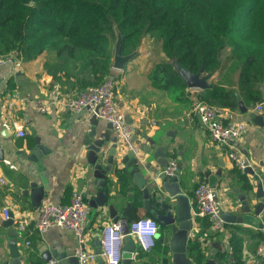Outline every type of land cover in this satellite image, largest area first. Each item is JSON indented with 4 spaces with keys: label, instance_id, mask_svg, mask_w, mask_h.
Here are the masks:
<instances>
[{
    "label": "crops",
    "instance_id": "0c3cea01",
    "mask_svg": "<svg viewBox=\"0 0 264 264\" xmlns=\"http://www.w3.org/2000/svg\"><path fill=\"white\" fill-rule=\"evenodd\" d=\"M161 55V58L164 57L162 51ZM138 58H133L134 63H131L128 70H113L117 79L118 105L134 128L133 139L139 149L137 155L143 159L144 164H150L149 169L143 165L141 171L160 185L159 174H162L172 160L177 161L180 166L177 171L180 185L189 196L194 218L188 245L192 239L198 238L209 245L208 256L214 242L220 244L218 251L230 252V237L237 232L243 238V257L246 264H264V258L257 253L259 244L264 242V212L258 216L263 222L262 227L226 222L225 230L213 239L200 234L199 222L194 214L197 208L194 188L201 182L207 183L201 177V173L206 171H210L209 178H213L218 170L222 171L217 182V193L223 213L240 215L245 203L252 209L255 208L258 203L257 181L247 174L252 189H242V183L234 172L236 165L229 152H237L253 167L264 172V166L259 165L264 152V126L258 124L259 116L264 117V114L256 111V105H246L237 90L238 74L235 73L234 89L247 109L242 111L238 100L237 108L220 107V112L225 122L244 121L247 129L230 145L219 144L211 138L193 110L200 94H206L207 91L187 87L180 95L181 91L172 89V84L165 86L155 82L152 77L153 65L149 69L148 60H137ZM63 67V62L59 61L53 49L45 50L35 59L23 60L20 69L8 64L0 66V175L6 178V183L0 185V264H8L12 260L8 249L10 237L3 225L9 216H5L4 208L9 210L16 229L21 219L27 221L26 230L20 232L17 238L23 264H31V255L44 263V255L47 253L76 249L77 240L70 230L50 227L40 232L36 229L39 206L32 205V183H46L49 190L46 191L44 199L49 198L55 203L69 202L74 190L80 189L84 192L91 208L88 242L94 252L105 225L115 221L110 205L115 207L122 222L130 223L144 216L153 217L145 209L140 190L133 191L130 188L134 185V179L130 175L132 167H126L121 162L115 164L107 174L108 201L104 206L98 205V200H102L99 192L101 188L98 187V178L93 175L88 164L87 150L83 144L84 134L91 126L93 114L90 110L75 111L61 104L52 105L46 111L35 107L38 98L47 97L53 90L62 93L75 90V77L67 78ZM218 75L219 72H215L209 78V83L216 81ZM262 89L264 90V84ZM99 122L101 128H104L109 121L99 118ZM18 131H25L26 134L21 136ZM148 138L153 139L154 144ZM34 149L41 155L39 160L31 158ZM165 162L169 163L163 165ZM132 194L134 198L131 197ZM91 202L98 206H92ZM129 202V215H123ZM165 236L163 242L167 244L168 253L163 260L153 249L139 256L137 248L132 264H162L165 261L173 264V253L169 249L171 235L168 233ZM27 240H30L29 244ZM52 260L59 264L56 259ZM91 264L100 262L96 257Z\"/></svg>",
    "mask_w": 264,
    "mask_h": 264
},
{
    "label": "trees",
    "instance_id": "16d2710c",
    "mask_svg": "<svg viewBox=\"0 0 264 264\" xmlns=\"http://www.w3.org/2000/svg\"><path fill=\"white\" fill-rule=\"evenodd\" d=\"M118 33L124 55L154 35L164 57L153 64L152 77L172 84L180 95L188 86L173 60L192 72L204 65L209 78L219 72L199 100L234 109L238 90L249 107L264 101V0H0V54L13 52L27 61L53 49L66 77H75V90L98 84L113 71ZM234 172L242 189L250 191L248 175L237 166ZM196 219L205 238L218 234L209 230L207 216ZM230 245V252L218 251L216 264L228 257L246 264L242 236L232 233ZM153 250L162 260L168 253L158 239ZM208 251L205 241L194 238L188 255L203 264ZM31 264L43 263L31 255Z\"/></svg>",
    "mask_w": 264,
    "mask_h": 264
},
{
    "label": "water",
    "instance_id": "95a60500",
    "mask_svg": "<svg viewBox=\"0 0 264 264\" xmlns=\"http://www.w3.org/2000/svg\"><path fill=\"white\" fill-rule=\"evenodd\" d=\"M122 35L118 33V38L115 44L114 58H113V69L123 70L125 66L132 60L139 52L136 49L130 54H122L121 52ZM175 69L179 72L184 82L189 88L207 89L211 86L209 83L208 75L203 74L204 65L198 72H192L189 68L182 67L176 60H173ZM239 100V105L242 111H246L247 107L243 101L240 100V95L236 94ZM90 128L84 134L83 144L87 150L88 164L90 165L93 175L98 178V187L101 188L100 198L98 200L100 206H104L108 201V194L106 191L108 172H110L115 164L121 162L126 167H132L130 175L134 179V185L131 186V190L139 189L142 193V199L145 209L150 213L165 231H159L157 238L161 241H165L168 233L171 235L169 242V249L173 253V264H196L193 259L188 255L189 252V232L194 226V218L192 215V206L189 200V196L183 192L182 186L178 174H159L161 177V184H157L152 181L151 177L141 171L143 165L149 169L150 164H144L143 159L130 148L123 146L117 136L113 134V127L111 122L104 128H101L99 117L95 114L91 117ZM259 125L264 126V117L259 116ZM150 143L154 144V140L148 138ZM152 152V149L149 150ZM121 155V157H119ZM37 149H34L31 158L39 160L41 157ZM169 162L162 163L163 165ZM259 165L264 166V152L262 160L259 161ZM180 168V166H178ZM245 174L251 175L257 181L256 199L258 203L255 208L252 209L248 203H245L242 208V214L233 215L230 213H223L222 216L226 222H232L236 224H242L253 227H262L263 222L258 217L264 212V172L256 167H253L249 161L246 162L243 169ZM210 171L201 173L202 180L206 181L208 185L215 191V199H218L217 187L218 178L221 177L222 171L218 170L213 178H209ZM31 201L34 207H38L46 191L49 190V186L46 183L31 184ZM26 193V192H25ZM134 198V195H131ZM245 197H243L244 199ZM92 206H98L94 203H90ZM131 202L128 203L127 209L123 211V215H129L127 212ZM111 215L115 221L120 219L113 205H110ZM124 233V246L122 251V263L121 264H132L134 253L138 246L135 239L128 234L129 222H122ZM3 225L7 228L8 235L10 237L8 243V249L11 255V261L8 264H23L22 255L18 245V236L20 232L14 226V220L11 215L3 222ZM161 229V228H160ZM229 244L227 248L229 249ZM220 244L214 242L210 250L208 259L203 264H216V256ZM97 260L100 264H106L102 256L101 239L99 240L95 249ZM56 259L59 264H80L79 259L76 256V249L72 251H60L56 250L53 253H47L44 255L45 262L52 259Z\"/></svg>",
    "mask_w": 264,
    "mask_h": 264
},
{
    "label": "built area",
    "instance_id": "2783aa9c",
    "mask_svg": "<svg viewBox=\"0 0 264 264\" xmlns=\"http://www.w3.org/2000/svg\"><path fill=\"white\" fill-rule=\"evenodd\" d=\"M10 65L16 69L23 66V60L15 53L0 54V66ZM16 96H18L16 94ZM61 104L75 111L88 109L99 118L111 122L113 131L119 142L132 149L136 154L139 152L138 146L133 139L134 128L128 122L126 114L119 107L116 95V73L113 70L104 80L95 85H88L84 88L68 93L53 90L47 97L38 98L35 107L40 111H46L50 106ZM256 111L264 114V101L255 106ZM193 110L198 114L201 123L210 133L211 138L219 144L230 145L233 140L241 136L247 129L244 121L233 120L224 121L220 109L208 102L197 100ZM24 136L25 131H18ZM230 158L241 170L244 169L246 158L241 157L237 152L230 151ZM178 171V163L172 160L162 174L175 175ZM6 183V178L0 175V185ZM194 196L197 203L195 216H207L210 222L211 232H222L226 228V221L222 214L221 203L215 199V191L208 183L201 182L194 188ZM39 218L36 229L40 232L50 227H61L70 230L76 237V256L80 264H91L95 260L96 253L90 248L88 242V220L90 206L82 190L77 189L72 192L70 201L67 203H55L49 198H45L39 205ZM5 216H9V210L4 208ZM27 221L21 219L18 222L17 230H26ZM160 231L158 221L151 216H144L129 223V232L138 246L144 252L154 248L157 234ZM123 224L121 220L105 225L101 235L102 256L106 264H121L122 251L124 246ZM30 240H27V244ZM257 253L264 258V242L259 244ZM234 259L228 257L218 264H233ZM43 264H57L55 260L44 262Z\"/></svg>",
    "mask_w": 264,
    "mask_h": 264
},
{
    "label": "rangeland",
    "instance_id": "374dc122",
    "mask_svg": "<svg viewBox=\"0 0 264 264\" xmlns=\"http://www.w3.org/2000/svg\"><path fill=\"white\" fill-rule=\"evenodd\" d=\"M141 46L142 47L141 48L139 47L138 49L141 50L142 52L140 51L139 52L140 54H138L134 58L139 57L137 60L140 59H146V61L148 60L147 66L150 69V66L153 65L156 61H158L159 58H161L162 56L159 40L154 35H149L144 39ZM133 61L134 59L130 60L129 63L125 66L126 70H128L131 67V63H134ZM159 226L161 228V224H159Z\"/></svg>",
    "mask_w": 264,
    "mask_h": 264
}]
</instances>
